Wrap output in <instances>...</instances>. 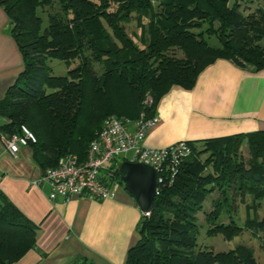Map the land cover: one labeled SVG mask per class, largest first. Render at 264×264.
I'll use <instances>...</instances> for the list:
<instances>
[{"label": "trees", "instance_id": "trees-1", "mask_svg": "<svg viewBox=\"0 0 264 264\" xmlns=\"http://www.w3.org/2000/svg\"><path fill=\"white\" fill-rule=\"evenodd\" d=\"M0 8L22 63L0 100V132L24 125L34 137L29 145L40 169L66 154L83 160L106 115L127 121L153 116L165 92L190 89L215 59L264 70L260 7L242 14L228 0H0ZM131 19L138 33L125 31ZM48 59L61 61L66 72L51 74ZM197 142L196 148L186 141L191 151L173 182L158 185L123 264H264L242 243L221 251L196 243L198 212L209 224L206 235L230 240L245 229L264 243V215L256 212L264 198V130ZM119 175L116 166L110 181L121 184ZM245 195L252 215L247 212L238 225L233 202ZM206 197L210 209L204 212ZM34 239L33 224L0 193V264L18 260ZM67 264L93 263L77 258Z\"/></svg>", "mask_w": 264, "mask_h": 264}, {"label": "crops", "instance_id": "crops-1", "mask_svg": "<svg viewBox=\"0 0 264 264\" xmlns=\"http://www.w3.org/2000/svg\"><path fill=\"white\" fill-rule=\"evenodd\" d=\"M8 29L0 8V100L22 68ZM154 115L157 122L143 139L151 148L264 130V70L249 71L215 59L190 89L171 87L165 92ZM127 128L132 130V125ZM121 161L122 157L116 159L115 166ZM41 171L30 145L19 146L11 156L0 141V193L35 227L34 247L10 264H67L77 258L123 264L128 248L138 239L141 212L122 184L116 183L106 199L49 200L47 184L38 180Z\"/></svg>", "mask_w": 264, "mask_h": 264}, {"label": "built area", "instance_id": "built-area-1", "mask_svg": "<svg viewBox=\"0 0 264 264\" xmlns=\"http://www.w3.org/2000/svg\"><path fill=\"white\" fill-rule=\"evenodd\" d=\"M156 122L155 115L144 118L140 114L134 121L121 120L113 115L106 116L95 137L89 141L83 160H79L75 154H66L58 158L54 166L42 169L38 180L47 184V198H110L116 184L110 179L116 167L115 160L119 157L149 165L156 171L155 194L159 184L170 185L181 162L191 150L184 140L158 148L145 146V134ZM128 124L132 125V130L127 128ZM0 141L7 153L14 156L19 146L29 145L34 137L24 125H20L14 133L6 135L0 132Z\"/></svg>", "mask_w": 264, "mask_h": 264}, {"label": "rangeland", "instance_id": "rangeland-1", "mask_svg": "<svg viewBox=\"0 0 264 264\" xmlns=\"http://www.w3.org/2000/svg\"><path fill=\"white\" fill-rule=\"evenodd\" d=\"M235 3H236L238 11H240L242 14H247L249 12H252L256 7H260L264 10V0H228V5H232ZM41 16L44 17L43 12ZM143 21H145V19H143ZM44 24H45V20L43 18L42 26H44ZM124 29L127 33H130L132 31H135L136 33L139 32V29L135 26L133 19H131L128 23L124 24ZM211 40H212V42L210 41L211 43H216L215 40L213 39ZM76 62H77L76 60L71 61L70 67L74 66ZM46 63L50 67L51 74L53 75H62L66 72V67L59 60L48 59ZM94 67H95L96 72L100 71V68L98 65L95 64ZM108 115H112V114H108ZM106 116L103 119H105ZM103 119L101 120V123ZM193 144L197 148L198 143H193ZM240 149L242 152H245L244 145H242ZM201 158H203V156H201ZM215 195L216 194L213 192L209 195V197H215ZM241 201L242 200L238 202L237 200H235L233 202L234 210L233 212H231L232 218L235 220L236 224L238 225L243 224V220L247 212L249 213V215H252V211L250 210L248 211L247 209H245V205H247V203L249 202V196L245 195L243 201L242 202ZM202 208L204 209V212L210 209L208 197H206L205 201L203 202ZM256 212L259 217L264 215V198H262L259 201V205L256 208ZM219 219L221 221H226V216L222 214L220 215ZM197 222L199 225V230L196 236L197 245L201 247H205V248H211L214 251H217V250L221 251V250H227L231 248L234 244L242 243V244L250 246L253 249L254 257L256 258L258 262L264 261V243L261 245L258 244V241L254 237H252L251 234L247 230L242 229L240 233L236 235L235 237H233L232 239L224 240L222 239L220 234H215V235H210V236L205 234V230L207 229L209 224L204 221L203 212L197 213Z\"/></svg>", "mask_w": 264, "mask_h": 264}, {"label": "water", "instance_id": "water-1", "mask_svg": "<svg viewBox=\"0 0 264 264\" xmlns=\"http://www.w3.org/2000/svg\"><path fill=\"white\" fill-rule=\"evenodd\" d=\"M123 189L130 195L141 214L148 213L156 192V171L149 165L121 161L117 167Z\"/></svg>", "mask_w": 264, "mask_h": 264}]
</instances>
